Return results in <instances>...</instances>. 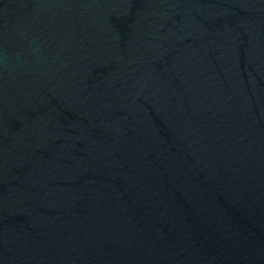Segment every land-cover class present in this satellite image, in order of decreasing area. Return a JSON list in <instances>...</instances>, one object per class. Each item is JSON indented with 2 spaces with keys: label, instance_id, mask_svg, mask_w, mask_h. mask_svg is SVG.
Instances as JSON below:
<instances>
[{
  "label": "water",
  "instance_id": "1",
  "mask_svg": "<svg viewBox=\"0 0 264 264\" xmlns=\"http://www.w3.org/2000/svg\"><path fill=\"white\" fill-rule=\"evenodd\" d=\"M0 264H264V0H0Z\"/></svg>",
  "mask_w": 264,
  "mask_h": 264
}]
</instances>
